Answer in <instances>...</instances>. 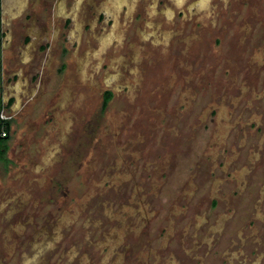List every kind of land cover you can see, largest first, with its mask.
I'll return each mask as SVG.
<instances>
[{"label": "rangeland", "instance_id": "374dc122", "mask_svg": "<svg viewBox=\"0 0 264 264\" xmlns=\"http://www.w3.org/2000/svg\"><path fill=\"white\" fill-rule=\"evenodd\" d=\"M200 2L0 0V264H210L264 231V0Z\"/></svg>", "mask_w": 264, "mask_h": 264}, {"label": "flooded vegetation", "instance_id": "af4514ba", "mask_svg": "<svg viewBox=\"0 0 264 264\" xmlns=\"http://www.w3.org/2000/svg\"><path fill=\"white\" fill-rule=\"evenodd\" d=\"M200 1H202V0H199V2ZM178 4H181V3L178 2ZM207 4H208V2H205L204 4L200 2V6H204ZM233 5L235 6V4H233ZM235 11L237 12V14L242 13L241 14L242 16H240V15H237V16L243 17L244 11L241 12L240 10L234 9L233 13H235ZM244 17H247V16L244 15ZM260 17H253L252 22L255 23L256 25L259 23V28L261 30H263L262 26H264L263 25L264 23L263 24L260 23V21H261ZM0 26H1V12H0ZM63 69H64V66H63L62 70ZM62 70L60 72H62ZM113 98H114V91L111 89H106L104 91V94H103V99H102V103H101V107H100V113H99L100 115L104 114L107 111L109 104ZM1 104H2V102L0 101V120L4 121L6 124L9 123V129L8 130L3 129L2 133H1V135L4 138H0V140L4 139L2 141L5 143L4 144L5 146L1 147V151L4 153L6 160L0 159V162H3L7 165V163L10 162L9 159L7 158V154H8V150H9V140L11 139L10 131L12 129V123H13L15 117L13 115H9V114L8 115L6 114L4 116L3 115L4 107L3 106L1 107ZM120 167H121V165H120ZM256 169H257V167L255 165V168H252L250 170V173L253 170L256 171ZM260 171H263V170L260 168ZM250 173H247V174L250 175ZM253 176L255 177V174ZM249 177L251 179V175ZM260 186H261V189L258 190V192L261 195L262 194L264 195V183H262ZM247 187L248 188H246L245 186L241 187L240 192L242 193V192L246 191L247 189L249 190L250 185ZM238 191H239V189H238ZM255 202L256 201L254 200L253 201L254 208H257L258 207L257 205L259 203H262V205H264V197H263V201L258 202L257 205ZM217 203H218L217 199L212 200L211 208L216 207ZM260 210H261V208H260ZM231 214H232L231 216H234L233 213H231ZM258 215H262V214H260V212H259V214L256 213L255 216L258 217V219H260V224H261L260 226H264V219L263 218L261 219L260 216H258ZM244 225H245V222H244ZM254 233H257L258 236H254ZM239 237L240 238L232 241V244L236 245L235 249L230 250V248L227 246V250H225L224 255H223V252H221V254L218 253L219 256H217V255L214 256L213 261H211L210 264H264V231H262L261 228H258V230L256 232H246V233L243 232L242 233V231H241V233L239 234ZM252 238H254V240H252ZM213 241H214L215 248L212 250L213 251V252H211L212 254L214 252H217V250H216V239H213ZM223 245L224 244L222 242V246ZM246 245H248L251 250H245L244 246H246ZM209 250H211V249H209Z\"/></svg>", "mask_w": 264, "mask_h": 264}, {"label": "trees", "instance_id": "16d2710c", "mask_svg": "<svg viewBox=\"0 0 264 264\" xmlns=\"http://www.w3.org/2000/svg\"><path fill=\"white\" fill-rule=\"evenodd\" d=\"M3 129L8 130L9 129V123L6 124L4 121L0 120V138H4L1 135ZM4 144L5 143L2 140H0V159L6 160L4 153L1 151V147L5 146Z\"/></svg>", "mask_w": 264, "mask_h": 264}, {"label": "bare ground", "instance_id": "6f19581e", "mask_svg": "<svg viewBox=\"0 0 264 264\" xmlns=\"http://www.w3.org/2000/svg\"><path fill=\"white\" fill-rule=\"evenodd\" d=\"M110 1H112V0H110ZM123 1H124V3H123ZM120 2H122L123 4H126L125 2H126V0H120ZM128 2V1H127ZM110 3V2H109ZM122 3H120V4H122ZM119 4V3H118ZM117 4V5H118ZM63 5V4H62ZM109 5H111L112 6V2L110 3V4H108L107 6H109ZM130 5H133V2H132V4H130ZM119 6H121V5H119ZM119 6H118V9H119ZM127 6H128V3H127ZM61 7H63V6H61ZM114 7V6H113ZM130 7H133V6H130ZM110 8V7H109ZM129 8V7H128ZM63 9V8H62ZM131 9V8H130ZM116 10H117V8H116ZM120 10V9H119ZM113 11H115V9L113 10ZM107 36V35H106ZM109 36V35H108ZM104 38V37H103ZM109 38V37H108Z\"/></svg>", "mask_w": 264, "mask_h": 264}]
</instances>
